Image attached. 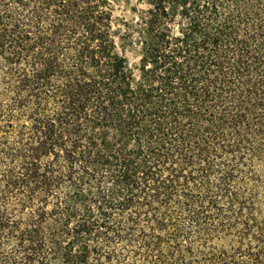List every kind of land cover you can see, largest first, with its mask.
<instances>
[{
  "label": "trees",
  "instance_id": "1",
  "mask_svg": "<svg viewBox=\"0 0 264 264\" xmlns=\"http://www.w3.org/2000/svg\"><path fill=\"white\" fill-rule=\"evenodd\" d=\"M0 264H264V0H0Z\"/></svg>",
  "mask_w": 264,
  "mask_h": 264
},
{
  "label": "rangeland",
  "instance_id": "2",
  "mask_svg": "<svg viewBox=\"0 0 264 264\" xmlns=\"http://www.w3.org/2000/svg\"><path fill=\"white\" fill-rule=\"evenodd\" d=\"M127 16L129 17V14H127Z\"/></svg>",
  "mask_w": 264,
  "mask_h": 264
}]
</instances>
